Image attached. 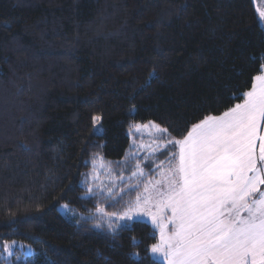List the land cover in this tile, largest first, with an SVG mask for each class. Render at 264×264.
I'll return each instance as SVG.
<instances>
[{
    "label": "trees",
    "instance_id": "obj_1",
    "mask_svg": "<svg viewBox=\"0 0 264 264\" xmlns=\"http://www.w3.org/2000/svg\"><path fill=\"white\" fill-rule=\"evenodd\" d=\"M261 19L254 0H0V241L31 244L23 264H166L146 251L151 223L113 240L60 205L76 220L120 211L82 199L89 161L123 160L137 123L179 139L241 103L264 62Z\"/></svg>",
    "mask_w": 264,
    "mask_h": 264
},
{
    "label": "snow or ice",
    "instance_id": "obj_2",
    "mask_svg": "<svg viewBox=\"0 0 264 264\" xmlns=\"http://www.w3.org/2000/svg\"><path fill=\"white\" fill-rule=\"evenodd\" d=\"M259 16L260 22H264V12ZM259 59L264 61V53ZM253 80L250 90L233 94V99L243 98L242 103L219 116H206L182 139L168 140L172 147L179 146L178 153L170 154L176 161L174 167L169 161L165 171L161 167L163 162L156 165L148 159L149 169L154 165L161 168L164 181L149 180L144 183L143 192L134 198L124 199L138 191L139 183L127 188L119 185L126 179L147 176L139 163L129 177L113 178V170L103 163V158H99V165L89 161L93 163L91 186L89 174L85 173L82 199L96 204L104 201L110 208L122 205L119 213H107L97 207L87 217L81 214L80 220H76V213L68 205H60V209L78 227L84 226L81 220L95 221L91 228L113 240L131 228L134 217H149L159 231V242L146 251L154 259L162 257L167 264H264V190L260 187L264 185V62L259 63ZM133 127L137 132L154 127L157 133L170 136L168 129L154 122L132 125L130 131ZM94 132H102V125ZM155 153L153 148L149 156ZM131 159L136 160L137 156L131 154ZM97 168L106 173L105 180L100 179ZM168 225L173 228L171 232L167 231ZM16 248L21 256H16ZM0 249L7 250L6 255L0 251V258L16 257L18 264L35 252L31 246L16 242L0 244ZM131 255L139 258L138 253ZM97 256H102L99 250Z\"/></svg>",
    "mask_w": 264,
    "mask_h": 264
},
{
    "label": "rangeland",
    "instance_id": "obj_3",
    "mask_svg": "<svg viewBox=\"0 0 264 264\" xmlns=\"http://www.w3.org/2000/svg\"><path fill=\"white\" fill-rule=\"evenodd\" d=\"M260 5H261V9L264 10V0H260ZM262 24L264 27V22H262ZM212 116H219V115H212ZM149 123L150 122H148V123H137L135 125H149ZM154 124L162 127L160 124H158L156 122H154ZM162 128H164V127H162ZM130 138H131V146L129 148V151H128L126 157L123 160L118 161L121 163L118 164V163L108 161V160L104 159L103 157H100V158H103V163L108 164L110 166V168L113 170L112 171L113 178H118L120 176H124L125 178L129 177L131 175V172L136 170L135 165L137 163H139L141 168H143L144 172L147 173V176L141 177L139 180H137L136 178H132L131 180L126 179L125 183L119 185L120 187L127 188L129 185H136L139 183L140 187H139L138 191L136 192V195H137V194H141L143 192V185H144V183H147L149 180L164 181V177H162L160 175L161 168L155 167V165H154V167L152 169H149V167L147 166L148 165V159L155 161L156 165H160V163L163 162V165H161V167L165 171H167V169L169 167V161H171V165L173 167L175 166L176 161L172 160V157L170 154L171 153H178L179 146L177 145L175 147H172L170 144H168V140H170L172 138H169L168 136H166L164 134L157 133L155 131L154 127L141 128L140 132H137L136 129L133 127L130 131ZM173 139L179 140L182 138H179V139L173 138ZM166 144L168 145L167 148L163 147V145H166ZM135 145H139L140 147H136ZM157 145H160L161 147H156ZM153 148L156 149V153H155V155L149 156V153L151 152V150ZM131 154H135L137 156V159L132 160ZM100 163H101V160L98 158L96 160L95 164L99 165ZM92 171H93V168L89 174L90 186H91V173H92ZM97 171L99 172L100 179L105 180L106 179V173L104 171L100 170L99 168H97ZM260 187H261V189L264 190V185H261ZM65 204L68 205V207L70 209L72 208L68 203H64L61 205H65ZM102 208H104V207H102ZM72 210H74V209H72ZM61 211L63 212V210H61ZM104 211L107 212L105 208H104ZM74 212L77 214V212L75 210H74ZM107 213H109V212H107ZM117 213H119V211ZM244 214H246V213H244ZM96 215L99 217L101 214L96 213ZM134 220H144V221H147V222L152 224L151 219L145 215H141V217L139 219H136L134 217L133 221ZM113 222L115 223L116 221L114 220ZM172 230H173L172 226L168 225L167 231L171 232ZM13 242H16V244H18V245L31 246L34 249V247L31 244H29L25 241H22V240H18V239L7 240L4 242L0 241V244L7 243L9 245H12ZM0 251H4L5 255H6L7 250L0 249ZM20 253H21L20 249L16 248V256H21ZM14 258H16V257H9L8 259H6V264H9V260H11L12 264H14ZM160 259L163 260L167 264V261L164 260L162 257H160Z\"/></svg>",
    "mask_w": 264,
    "mask_h": 264
},
{
    "label": "water",
    "instance_id": "obj_4",
    "mask_svg": "<svg viewBox=\"0 0 264 264\" xmlns=\"http://www.w3.org/2000/svg\"><path fill=\"white\" fill-rule=\"evenodd\" d=\"M254 2H255V6H256V9H257L258 13L260 14V12H264V10L260 8V6L258 4V1L254 0Z\"/></svg>",
    "mask_w": 264,
    "mask_h": 264
},
{
    "label": "crops",
    "instance_id": "obj_5",
    "mask_svg": "<svg viewBox=\"0 0 264 264\" xmlns=\"http://www.w3.org/2000/svg\"><path fill=\"white\" fill-rule=\"evenodd\" d=\"M263 190V189H262Z\"/></svg>",
    "mask_w": 264,
    "mask_h": 264
}]
</instances>
